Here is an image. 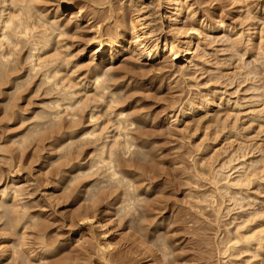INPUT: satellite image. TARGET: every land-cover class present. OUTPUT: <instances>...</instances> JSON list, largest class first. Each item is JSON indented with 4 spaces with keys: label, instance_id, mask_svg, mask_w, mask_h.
<instances>
[{
    "label": "clouds",
    "instance_id": "clouds-1",
    "mask_svg": "<svg viewBox=\"0 0 264 264\" xmlns=\"http://www.w3.org/2000/svg\"><path fill=\"white\" fill-rule=\"evenodd\" d=\"M0 264H264V0H0Z\"/></svg>",
    "mask_w": 264,
    "mask_h": 264
}]
</instances>
